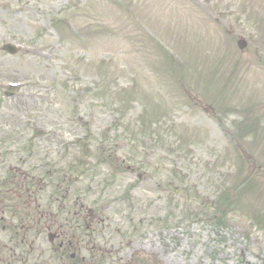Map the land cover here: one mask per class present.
Segmentation results:
<instances>
[{
  "label": "rangeland",
  "instance_id": "rangeland-1",
  "mask_svg": "<svg viewBox=\"0 0 264 264\" xmlns=\"http://www.w3.org/2000/svg\"><path fill=\"white\" fill-rule=\"evenodd\" d=\"M21 171L77 250L47 217L0 234L15 264H264V0H0V178Z\"/></svg>",
  "mask_w": 264,
  "mask_h": 264
},
{
  "label": "flooded vegetation",
  "instance_id": "flooded-vegetation-1",
  "mask_svg": "<svg viewBox=\"0 0 264 264\" xmlns=\"http://www.w3.org/2000/svg\"><path fill=\"white\" fill-rule=\"evenodd\" d=\"M24 180H27V176L26 175H24ZM31 218V221H34V219L32 218V217H30ZM15 219V218H14ZM28 220H29V218H27ZM16 220V219H15ZM30 221V220H29ZM27 228H32L31 226H27ZM61 229V226H60V228H59V230ZM62 235H63V238L66 240V241H63V242H61V247H63V250L64 251H67V250H69V247H71L72 246V243L68 240V232H62ZM75 245H77V243L75 244ZM72 257H75V254L74 253H72V255H71ZM0 263L1 264H3V262H1L0 261Z\"/></svg>",
  "mask_w": 264,
  "mask_h": 264
},
{
  "label": "water",
  "instance_id": "water-1",
  "mask_svg": "<svg viewBox=\"0 0 264 264\" xmlns=\"http://www.w3.org/2000/svg\"><path fill=\"white\" fill-rule=\"evenodd\" d=\"M238 46L239 48L243 49L246 46V44L244 41H238ZM3 50L10 54H14L17 52V49L15 48V46L9 45V44L5 45Z\"/></svg>",
  "mask_w": 264,
  "mask_h": 264
},
{
  "label": "bare ground",
  "instance_id": "bare-ground-1",
  "mask_svg": "<svg viewBox=\"0 0 264 264\" xmlns=\"http://www.w3.org/2000/svg\"><path fill=\"white\" fill-rule=\"evenodd\" d=\"M127 245L129 246V245H130V243L128 242V243H127Z\"/></svg>",
  "mask_w": 264,
  "mask_h": 264
}]
</instances>
